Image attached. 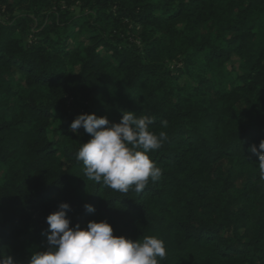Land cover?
Returning a JSON list of instances; mask_svg holds the SVG:
<instances>
[{
	"label": "trees",
	"instance_id": "1",
	"mask_svg": "<svg viewBox=\"0 0 264 264\" xmlns=\"http://www.w3.org/2000/svg\"><path fill=\"white\" fill-rule=\"evenodd\" d=\"M76 30L87 41L71 45ZM124 111L167 134L141 193L89 180L76 159L91 137L73 120ZM261 140L264 0H0V251L15 264L47 249L63 202L71 227L162 239L160 264H264Z\"/></svg>",
	"mask_w": 264,
	"mask_h": 264
},
{
	"label": "clouds",
	"instance_id": "2",
	"mask_svg": "<svg viewBox=\"0 0 264 264\" xmlns=\"http://www.w3.org/2000/svg\"><path fill=\"white\" fill-rule=\"evenodd\" d=\"M154 118L148 114L137 115L124 111L119 123H111L106 116L95 113L80 114L70 124L76 133L81 127L90 134L82 143L76 159L84 165L87 178L97 184L127 193H141L149 181H158L162 170L150 153L160 149L167 140L164 131L150 129ZM167 127V121H162ZM257 155L260 176L264 179V140L259 146H250ZM94 212L91 204H85ZM70 205L63 202L59 209L46 217L47 249L34 253L29 264H160L166 258L164 241L155 236H145L133 241L114 235L113 227L106 221H89L86 228L79 224L71 227L67 211ZM0 264H15L12 256L0 251Z\"/></svg>",
	"mask_w": 264,
	"mask_h": 264
},
{
	"label": "rangeland",
	"instance_id": "3",
	"mask_svg": "<svg viewBox=\"0 0 264 264\" xmlns=\"http://www.w3.org/2000/svg\"><path fill=\"white\" fill-rule=\"evenodd\" d=\"M72 9L75 10L76 13H79V11H80V8L76 7V6H74ZM73 32L74 33H72V35L70 37L71 45H80V44L87 41V37L84 34L78 32L77 30L73 31ZM26 40H29V38L27 37ZM233 64L235 67H238V65L240 64L239 58L233 57L231 62L229 63V65L232 66ZM180 83L182 85H185V86L194 85L195 79L190 77V76L185 75V76L181 77ZM70 102L72 103V100H70ZM77 132L78 133L81 132V128Z\"/></svg>",
	"mask_w": 264,
	"mask_h": 264
}]
</instances>
